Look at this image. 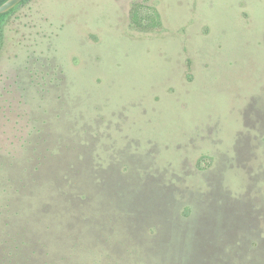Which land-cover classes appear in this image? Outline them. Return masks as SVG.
<instances>
[{
  "label": "rangeland",
  "instance_id": "1",
  "mask_svg": "<svg viewBox=\"0 0 264 264\" xmlns=\"http://www.w3.org/2000/svg\"><path fill=\"white\" fill-rule=\"evenodd\" d=\"M19 234L53 264H264V0L16 5L0 238Z\"/></svg>",
  "mask_w": 264,
  "mask_h": 264
},
{
  "label": "trees",
  "instance_id": "2",
  "mask_svg": "<svg viewBox=\"0 0 264 264\" xmlns=\"http://www.w3.org/2000/svg\"><path fill=\"white\" fill-rule=\"evenodd\" d=\"M5 0H0V4ZM21 0L18 4L25 2ZM14 8L0 14V26ZM131 24L137 28H157L161 26V17L158 11L151 5L144 2H134L129 10ZM11 237L9 239L0 238V264H53L41 262V257H36V251L31 247L30 239H20ZM24 237V236H23Z\"/></svg>",
  "mask_w": 264,
  "mask_h": 264
},
{
  "label": "water",
  "instance_id": "3",
  "mask_svg": "<svg viewBox=\"0 0 264 264\" xmlns=\"http://www.w3.org/2000/svg\"><path fill=\"white\" fill-rule=\"evenodd\" d=\"M21 0H5L0 4V14L14 8Z\"/></svg>",
  "mask_w": 264,
  "mask_h": 264
}]
</instances>
